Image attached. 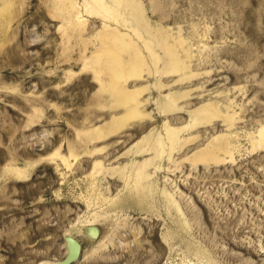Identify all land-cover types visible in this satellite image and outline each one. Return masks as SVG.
I'll use <instances>...</instances> for the list:
<instances>
[{
  "label": "rangeland",
  "instance_id": "rangeland-1",
  "mask_svg": "<svg viewBox=\"0 0 264 264\" xmlns=\"http://www.w3.org/2000/svg\"><path fill=\"white\" fill-rule=\"evenodd\" d=\"M262 136L264 0H0V264H264Z\"/></svg>",
  "mask_w": 264,
  "mask_h": 264
},
{
  "label": "water",
  "instance_id": "water-1",
  "mask_svg": "<svg viewBox=\"0 0 264 264\" xmlns=\"http://www.w3.org/2000/svg\"><path fill=\"white\" fill-rule=\"evenodd\" d=\"M67 242H70L71 245L70 246L67 245ZM66 248H67V253L65 255V258L63 259V261H61L58 264H70L72 261H74L73 259L75 258L78 251V244L75 242V240L69 239L66 241Z\"/></svg>",
  "mask_w": 264,
  "mask_h": 264
},
{
  "label": "bare ground",
  "instance_id": "bare-ground-1",
  "mask_svg": "<svg viewBox=\"0 0 264 264\" xmlns=\"http://www.w3.org/2000/svg\"><path fill=\"white\" fill-rule=\"evenodd\" d=\"M100 11H101V10H100ZM111 11H112V10H111ZM111 11H108V10H107V11H105L104 13H106V15H108L107 13L112 14ZM108 16H109V15H108ZM108 16H107V17H108ZM151 54H152V53H151ZM137 63H138V61H136V62H132V63H131V70H132V71H131V75L134 76V77H137V76L139 75V73H140V72H139V67H138ZM172 66L175 67V64H173V62L171 61V63L169 64V67L172 68ZM175 70H176V69L172 68V72L175 71ZM118 74H119V73L116 74V78H119V75H118ZM126 101H129V102H133V101H134V102H135V99H134L133 97L130 96V97L127 98ZM131 113H132V111H131ZM131 115H134V113L131 114ZM171 137H172V142H171V144L173 145V144L175 143V139H174V136H171ZM262 138H264V136H262Z\"/></svg>",
  "mask_w": 264,
  "mask_h": 264
}]
</instances>
